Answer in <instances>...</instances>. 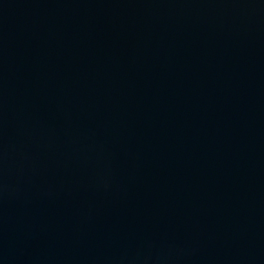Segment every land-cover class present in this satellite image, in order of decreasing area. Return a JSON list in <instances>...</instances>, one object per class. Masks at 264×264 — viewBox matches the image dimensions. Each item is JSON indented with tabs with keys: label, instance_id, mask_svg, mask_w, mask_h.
Here are the masks:
<instances>
[{
	"label": "water",
	"instance_id": "1",
	"mask_svg": "<svg viewBox=\"0 0 264 264\" xmlns=\"http://www.w3.org/2000/svg\"><path fill=\"white\" fill-rule=\"evenodd\" d=\"M0 264H264V0H0Z\"/></svg>",
	"mask_w": 264,
	"mask_h": 264
}]
</instances>
